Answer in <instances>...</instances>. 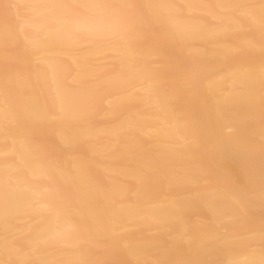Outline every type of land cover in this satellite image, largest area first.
<instances>
[{
  "label": "bare ground",
  "instance_id": "6f19581e",
  "mask_svg": "<svg viewBox=\"0 0 264 264\" xmlns=\"http://www.w3.org/2000/svg\"><path fill=\"white\" fill-rule=\"evenodd\" d=\"M13 3L38 7H4ZM53 3L137 5L125 10L137 26L134 35L151 39L154 27L170 31V16L184 32L176 41L161 39L159 51L151 53L110 30L106 16L39 7ZM221 4L255 7H215ZM259 5L260 0H0V126L5 96L14 109L41 118L11 136L0 128V264H259ZM106 52L117 60L98 64L97 56ZM184 66L196 69L203 83L183 90L180 106L169 107L164 97L178 85ZM51 114L61 117L63 135H54L46 123ZM36 157L42 176L33 173ZM202 170L207 174L201 176ZM17 229L23 235L12 239ZM68 232L70 238H51Z\"/></svg>",
  "mask_w": 264,
  "mask_h": 264
},
{
  "label": "snow or ice",
  "instance_id": "6c2138e0",
  "mask_svg": "<svg viewBox=\"0 0 264 264\" xmlns=\"http://www.w3.org/2000/svg\"><path fill=\"white\" fill-rule=\"evenodd\" d=\"M5 8H35L38 7L37 5H21V4H5ZM39 7H43L45 9H49L52 11H60V12H68V11H79L83 10L84 12H91L96 13L97 15L104 17L106 16L111 22V29L112 31H118L124 36L132 37L137 43L147 45L150 49L151 53L158 52L160 49V42L161 39L172 40L176 41L179 40L184 32V29L181 25L176 23L174 17H169L170 23L172 24V28L170 31H166L160 27H154L152 29L154 35L151 39H147L141 35H134L137 33V26L134 20L127 15H125V10L130 8L141 7L137 5H129V4H108V3H83V4H68V3H53L47 5H40ZM158 7L166 8L170 7L168 5H160ZM215 7L221 9H228V10H244L250 9L255 6L249 5H230V4H221L216 5ZM260 23L262 31H264V0H260ZM241 15H246L249 18L252 17V13L250 11H241ZM81 26L79 23L76 25V31H80ZM88 30V29H84ZM179 64V60L177 61ZM180 79L178 85L174 87L165 97L164 103L171 107L173 105L180 106L182 101L181 93L183 90H190L192 88H198L203 83V79L200 73L189 66H184L180 69ZM61 117L57 116L56 114H51L47 117L46 123H48L52 129L54 135H63L62 128L59 127L57 121H59ZM41 122V118L36 114L30 113H23L14 109L7 100V96H5V105L3 110V125L0 126L2 128L3 134L5 136H11L14 134L15 131L21 128H30L33 123ZM201 147L207 148V145H201ZM33 173L36 176H42L45 174L44 168L40 163V158L36 157V164L33 169ZM207 174L206 170H202L201 176ZM207 195L211 196L212 192L208 191ZM264 195V193H262ZM238 211H242V209H238ZM261 236L264 238V220L261 221ZM71 233H57L55 236L51 237L52 239L57 238V236H61L62 238H70ZM18 264H31L28 261H20ZM148 264V262H145ZM156 264H171V262L166 261H157ZM179 264H183V262H179ZM191 264H201V262H191ZM236 264V262H234ZM245 264H256L255 261L248 262L246 261ZM259 264H264V256H262Z\"/></svg>",
  "mask_w": 264,
  "mask_h": 264
},
{
  "label": "rangeland",
  "instance_id": "374dc122",
  "mask_svg": "<svg viewBox=\"0 0 264 264\" xmlns=\"http://www.w3.org/2000/svg\"><path fill=\"white\" fill-rule=\"evenodd\" d=\"M16 2V1H15ZM13 4H15V3H13ZM211 22H213V23H215L216 22V20L215 19H212V21ZM107 54H105V55H100V56H97L98 58H99V61H96V62H98V64L100 63V64H106V65H109V64H112V63H114L117 59V55L115 54V53H112L111 54V52H106ZM38 57V58H37ZM101 57V58H100ZM104 57V58H103ZM116 57V58H115ZM112 59H114V60H112ZM116 59V60H115ZM35 60H37V61H35ZM39 62V56H34V63L36 64V63H38ZM111 62V63H110ZM109 63V64H108ZM97 64V63H96ZM92 80L94 81L95 80V77L93 78L92 77ZM70 81V80H69ZM137 88H139L140 89V87H136L135 89H134V91H137L138 89ZM105 104H107V103H105ZM103 117L104 116H100V117H98L97 119L99 120H102L103 119ZM10 235H12L11 236V238L12 239H17V238H20V237H22V235H23V233H22V231L21 230H19V229H17V230H14Z\"/></svg>",
  "mask_w": 264,
  "mask_h": 264
}]
</instances>
